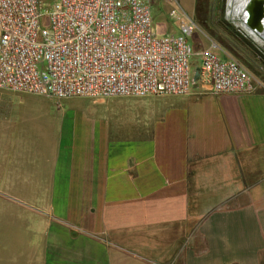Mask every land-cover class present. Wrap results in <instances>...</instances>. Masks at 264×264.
<instances>
[{
  "label": "crops",
  "instance_id": "obj_1",
  "mask_svg": "<svg viewBox=\"0 0 264 264\" xmlns=\"http://www.w3.org/2000/svg\"><path fill=\"white\" fill-rule=\"evenodd\" d=\"M207 89L135 102L130 127L59 134L15 118L54 99L6 96L0 182L35 264H264V89Z\"/></svg>",
  "mask_w": 264,
  "mask_h": 264
},
{
  "label": "built area",
  "instance_id": "obj_2",
  "mask_svg": "<svg viewBox=\"0 0 264 264\" xmlns=\"http://www.w3.org/2000/svg\"><path fill=\"white\" fill-rule=\"evenodd\" d=\"M157 3L169 7L179 34L155 31ZM196 30L176 0H0V90L59 102L185 96L196 81L212 94L262 87L214 44L191 72L187 38Z\"/></svg>",
  "mask_w": 264,
  "mask_h": 264
},
{
  "label": "rangeland",
  "instance_id": "obj_3",
  "mask_svg": "<svg viewBox=\"0 0 264 264\" xmlns=\"http://www.w3.org/2000/svg\"><path fill=\"white\" fill-rule=\"evenodd\" d=\"M45 4L53 0H41ZM176 0L177 6L197 25V30L187 38V43L193 52L209 48L212 44L219 47L225 54L241 64L252 76L253 80L264 89V45L254 42L244 36L230 19H227L228 0ZM200 3V4H199ZM169 7L157 3L152 7L154 25L161 23L172 33L179 34L178 25L169 17ZM202 21V22H201ZM230 26L249 45L242 44L240 49L232 47L225 38L224 28ZM243 50V51H242ZM191 72L197 68L198 59L194 56L190 60ZM258 89V90H259ZM9 97H41L0 90V123L6 119V106L1 102ZM159 97L144 98H110L86 99L71 98L62 101H27L19 106L21 110L15 114L16 120L23 128L49 130L61 133L65 130L78 131L108 125L112 128L131 126L135 121L130 105L135 102L147 101ZM0 168L5 172L6 155H0ZM2 172V176L4 173ZM0 182V264H35L34 258L38 251L36 234L26 232L20 226L19 216H12L10 212L20 213L25 210L24 204L10 199L6 193V185ZM37 250V251H36Z\"/></svg>",
  "mask_w": 264,
  "mask_h": 264
},
{
  "label": "bare ground",
  "instance_id": "obj_4",
  "mask_svg": "<svg viewBox=\"0 0 264 264\" xmlns=\"http://www.w3.org/2000/svg\"><path fill=\"white\" fill-rule=\"evenodd\" d=\"M254 0H228L227 1V19L232 21V24L240 30V32L254 42L264 45V20L262 29L259 32L251 30L247 26L249 18V6ZM264 4V0H258Z\"/></svg>",
  "mask_w": 264,
  "mask_h": 264
},
{
  "label": "water",
  "instance_id": "obj_5",
  "mask_svg": "<svg viewBox=\"0 0 264 264\" xmlns=\"http://www.w3.org/2000/svg\"><path fill=\"white\" fill-rule=\"evenodd\" d=\"M249 18L247 20V26L256 32L262 29V22L264 20V4L261 1L254 0L248 8ZM198 71L194 73L193 79L197 80Z\"/></svg>",
  "mask_w": 264,
  "mask_h": 264
},
{
  "label": "trees",
  "instance_id": "obj_6",
  "mask_svg": "<svg viewBox=\"0 0 264 264\" xmlns=\"http://www.w3.org/2000/svg\"><path fill=\"white\" fill-rule=\"evenodd\" d=\"M223 31L226 40L232 47L240 49V47L243 46L242 44H247L246 41L242 38L243 36L241 37V35L238 32H235L232 28H230V26L225 27Z\"/></svg>",
  "mask_w": 264,
  "mask_h": 264
}]
</instances>
